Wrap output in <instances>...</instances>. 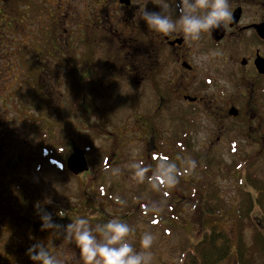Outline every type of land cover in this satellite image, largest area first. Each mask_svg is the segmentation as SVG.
<instances>
[{"label": "flooded vegetation", "instance_id": "obj_1", "mask_svg": "<svg viewBox=\"0 0 264 264\" xmlns=\"http://www.w3.org/2000/svg\"><path fill=\"white\" fill-rule=\"evenodd\" d=\"M34 1L29 7L21 2L18 5L19 9L29 11L25 24L30 31L19 40L25 60L14 58L16 70L45 78L43 82L51 92L62 86L64 77L61 91L68 90L70 82L75 83L72 78H77L83 95L90 93L80 99L86 122L93 116L96 123H103L104 101H98L106 93L125 94V114L121 119L128 123L122 129L119 126L120 134H115L110 146L101 150V161L92 165L97 173L120 166V172L128 177L134 171L129 165L142 160L151 165L143 181H137L149 188L143 202L150 201L147 194L150 195L151 188L161 189L157 199L163 203L177 202L174 195L196 202L199 195L193 197L183 189L178 194V189L183 183L191 191L201 188L209 182L213 167L209 158L227 155L237 158L232 164L237 182L245 189L251 188L238 172H244L242 163L246 159L253 163L264 156V0H229L231 21L227 26L201 33L198 40L180 31L164 35L149 30L139 18V6L145 0ZM146 8L158 10L152 0H148ZM170 13L173 17L178 15L174 7ZM22 62L29 66L20 68ZM6 64L0 58V73ZM124 135L128 140L130 137V144L139 143L136 152L132 150L127 156L123 155ZM47 151H51L50 144ZM165 158L175 161L178 167L176 183L170 187L152 179L153 171ZM86 160L85 176L91 173L90 158ZM188 160L195 161V167L184 163ZM239 162L241 165L237 166ZM79 182L86 196L91 192L85 189L89 184L109 190L107 194L110 189H126L114 191L117 197L113 195L116 199L125 196L126 204H115L107 195L94 191L97 206L91 208L95 202L92 200L88 210L93 212L80 214L89 221L103 223L115 216L114 211L132 210L133 187L126 186L131 182H126V187L121 186L123 182H117L119 187L102 181ZM165 188L174 189V195L162 191ZM44 210L48 208L33 213L40 223L39 214ZM50 212L57 223L67 224L65 214ZM3 229L0 264H39L26 254V249L36 241L44 242L59 258L67 257L66 264H82L74 241L65 240L51 229ZM133 230L127 239L139 251L141 234L147 230ZM169 263L172 262L157 264Z\"/></svg>", "mask_w": 264, "mask_h": 264}, {"label": "rangeland", "instance_id": "obj_2", "mask_svg": "<svg viewBox=\"0 0 264 264\" xmlns=\"http://www.w3.org/2000/svg\"><path fill=\"white\" fill-rule=\"evenodd\" d=\"M3 12V10L0 11V13ZM0 26H4V32L0 28V34L4 36H0V52L2 48L4 49V45H7L8 48H6V57H0L1 60H5V64L7 61H9V53L14 52L12 50V47L15 49V53L13 54V57L20 58L21 60L24 59V51L19 47V40L22 38V35L24 33H27L30 31V28L25 24V19L23 16L20 21L18 22H11L10 18L7 15H2L0 17ZM7 26L9 27V30H12V28L15 30L13 31L12 35H9L7 32ZM23 41H26L25 38H23ZM2 42V43H1ZM12 45H10L9 43ZM9 52V53H8ZM20 68H24L29 66V63H20ZM15 72L14 70V64H12L11 68L8 64L4 67V71L2 72L4 75H9L10 72ZM11 73V74H12ZM2 81L0 82V97L4 98L7 94L11 95L13 88L18 85V83L22 82L21 78L13 79L10 76L2 77ZM66 78L64 77L62 80V88L64 86ZM24 83H22L21 88L23 87ZM13 87V88H12ZM12 89V90H11ZM47 92V91H46ZM58 95L51 96L48 98L50 100V103L53 105L54 110L56 111L55 107L57 108L58 112V120H53L49 126L50 130L49 133L46 134L47 139L50 141L49 143L38 141V136L36 135L40 130L43 131V129H38L39 124L36 123L32 128L28 127L25 128L20 122L18 124L15 123L14 119L21 120V119H28L32 116L30 113H27L26 116L21 110H19L16 106H19L18 102L12 103L11 100H8L7 109H5L3 112L4 118L6 117V121H10L9 119H12V129L13 133L9 132L5 124L0 125V133L3 135L1 136L0 141V148L4 151L0 153V167H6V171H3L0 169V199H6L8 196L13 197V205L10 207V209H4L1 208L0 205V213L6 217L10 221L11 219H14L13 217L18 218H28L33 220L34 216L33 213H38L40 210L48 208V212L56 210L57 213L59 210H63L64 214L67 209V206H69V203H71L70 206L78 204L79 207H82V201H85V199H82V196L80 194V183L81 181H89L94 182L102 181L110 184H117L119 187L120 185L117 182H123L121 186H125L126 182H131L126 186L132 185L133 189L136 191H140L139 194L145 195L149 188H144L142 185H138L139 180L133 179V174L131 175L128 173V177H125V173L119 172L118 174H113L112 169L114 168H121L120 166L117 167H111L110 169L102 172L97 173L91 172L88 175H83L84 172L79 173L78 176H70L69 174H61L60 172H57L56 170H51V164L50 163H44V165L41 163L40 159L38 158V154L36 150H40V153H42V147L45 145L47 148V145H51V151H47V154L52 157V154L55 151V148L58 146L54 145L53 140L56 139L58 141L62 140V136L55 132L54 127L59 126L61 128V131L63 134H68L67 139H71L73 141V144H76L78 146H82L84 144V139L87 138V146L89 147V154H90V162L91 164H97L101 161V157H103V153L101 152L102 149L110 146V144L113 142V139L115 137V134H120L119 128L122 129L125 124H127V120H125V124L122 116L125 114V106L122 102L125 94H120L116 92H110L106 93L104 99L98 102H103L104 104L102 106V112L101 116L103 118V123L100 124L99 122L96 123V119L93 118V116L90 117L88 122L84 119L82 113L80 110L73 111L69 109L67 103H66V95L62 93L61 89H58ZM104 95V94H103ZM55 97H58V99H55ZM98 98V99H99ZM11 102V103H9ZM58 102L57 104H54ZM102 104V103H101ZM106 108V109H105ZM99 109V108H98ZM127 109V107H126ZM101 111V108L99 109ZM96 111V110H95ZM98 111V110H97ZM28 116V117H27ZM9 118V119H8ZM5 121V122H6ZM120 126V127H119ZM123 126V127H122ZM43 127L44 126H40ZM45 127V128H46ZM71 127L73 132L75 133L73 137H70L67 128ZM119 127V128H118ZM122 127V128H121ZM47 128V129H49ZM118 128V129H117ZM126 128V127H125ZM124 128V129H125ZM11 129V130H12ZM56 129V128H55ZM37 137V138H36ZM50 138V139H49ZM124 135V142L122 143V148L124 149L123 155H129L133 152H136V150L139 148L138 144L135 143V141L130 144L129 140ZM47 140V141H48ZM65 140V138H64ZM68 141V140H67ZM10 143V144H9ZM60 148L63 147L62 145H59ZM32 147L36 148V150H32ZM121 148V147H120ZM66 149V148H65ZM50 150V149H48ZM65 150L59 149L57 154L62 155L61 157L64 158L66 153H63ZM45 162L47 161L45 159V154H41L40 156ZM55 160L57 162H60V157H56ZM210 162L212 163L213 167L209 172V177H212L214 180L215 185L220 186V194L223 200H226V203L229 205H234L240 199L239 190L241 188L239 182L235 179V172H233L232 164L237 160L236 157L231 156H219V157H213L212 160L209 158ZM16 161L15 167H12L10 165V162ZM118 161H121L118 159ZM125 163V160H122V164ZM118 164V163H115ZM121 164V162H120ZM128 164V163H127ZM126 164V166H127ZM114 165V162H113ZM129 165V164H128ZM10 167V168H9ZM122 171V170H120ZM251 171H253L254 176L257 179H261L264 176V156L258 157L251 166ZM87 174V173H86ZM83 175V176H82ZM8 177L11 181H17L19 178L26 184V188H32V191L24 192L22 194L23 196H20L23 198V200L18 197V195L14 192L8 189V186H6V179L5 177ZM97 177V178H96ZM134 180V182H133ZM10 181V182H11ZM9 182V183H10ZM133 182V183H132ZM140 182V181H139ZM8 183V184H9ZM182 184V183H181ZM5 185V186H4ZM125 186V187H126ZM170 187V185H169ZM191 193L193 195L194 191H191L186 187V185L183 183L182 186L178 189V194L182 192ZM89 190L88 188L86 189ZM126 191V189H124ZM174 189L169 190L167 188L164 189V191L170 193L171 195H174ZM177 190V188H176ZM116 193L123 191L121 188H115ZM193 192V193H192ZM125 193V192H124ZM176 202V214L178 218H180V221L178 225H182L183 222H186V225L189 227V221L192 222V208L194 204H190L185 199L180 198L178 195H174ZM192 201V199H191ZM24 202V203H23ZM91 202V201H90ZM150 202H153L150 200ZM92 203V202H91ZM3 204V203H2ZM84 208V207H83ZM79 209V208H78ZM52 213V212H51ZM56 213V212H54ZM85 215L90 214L89 210L83 212ZM201 213V212H200ZM198 214V212H197ZM202 214V213H201ZM258 216V215H257ZM3 218V217H2ZM196 220H199L202 225L208 224L205 222V218L202 215H197ZM144 220L145 218H140L136 221L135 227L137 229H143L144 228ZM213 221H216L219 223L222 228L228 232L233 233V216L231 214H222L218 220L216 219H210L209 218V224ZM188 222V223H187ZM0 228H4L5 225V219L0 220ZM194 223V222H193ZM177 225V226H178ZM245 231V237L247 242L251 239V231L248 230V228L244 229ZM154 235V240L151 245V248L148 249V251L151 252L152 259L151 264H157L159 262H165V261H174L177 260V255L181 249L182 241H183V234L180 232V230H176L173 232L170 236H164L161 237L160 232L157 233L151 232ZM173 253V255H172ZM223 264H235L234 257L228 258Z\"/></svg>", "mask_w": 264, "mask_h": 264}, {"label": "trees", "instance_id": "obj_3", "mask_svg": "<svg viewBox=\"0 0 264 264\" xmlns=\"http://www.w3.org/2000/svg\"><path fill=\"white\" fill-rule=\"evenodd\" d=\"M20 2L24 4L25 7H29L35 4L34 0H0V11L3 10V12L0 13V17L2 15H7L10 18L11 22H18L22 19L20 17L23 16V18L28 21V19L30 18V16L28 15L29 11H27V8L19 9L18 5ZM4 26L5 25L0 26L3 32L5 29ZM8 28L9 27L7 26L8 34L12 35L13 31L15 30L13 28L12 30H9ZM0 36L4 35L0 34ZM1 40L2 38L0 39V41ZM9 44L12 45L11 43ZM11 47L14 51L12 53L8 52L10 54L8 56L10 58L9 61L11 62H6L10 66V68L15 62V57H13L15 49L13 48V46ZM6 48H8V46L4 45V49L2 48L0 52V57H6ZM14 70L15 72L12 73L11 71L9 75L0 73V82L2 81V77L5 76H10L16 80L17 78H21L22 81L21 83L19 82L18 85H16L14 88L12 87L13 90H11L13 92L11 95L7 94L4 98L0 97V125L6 123V129L7 127H9L7 130H10L9 132L13 133V129L11 126L12 124H18L20 122L23 126L25 125V128L28 129V127L32 128L37 123L39 124L38 129H43V131L38 130L39 132L36 134L38 136V138L36 137L37 140L43 143H49L50 141L47 139L46 134L49 133L50 128L46 126H49L53 121L51 120V118H56L55 120L59 119V111H57L56 107V111L54 110V107H52L53 105L50 103V100L48 98L58 95L57 92L61 85L55 88L56 91H47V84L43 82L45 81V78H42L40 76L39 78L35 75L27 76L24 73H21L22 70L18 72L15 66ZM72 79L73 80L71 81H74L75 83L70 82L71 87L68 90L62 91V93L66 95V103L71 112L78 110H80L81 112L82 106L80 104V99H82L86 95H89L90 93H84L83 95V92L78 87L77 78ZM22 83H24V85L21 88ZM9 99H13L11 100L13 104L16 102L19 103V106L16 107L22 112H26L24 113L25 115H23L24 117L27 113H30L32 117L29 118V120L26 118L21 120L14 119L15 123H13V120L9 118L8 119L10 121H6V117L4 118V115L1 112L7 109L6 106ZM55 99H58V97H55ZM57 103L58 102L54 104ZM40 126H44V128ZM54 130L63 137L62 140H53L54 145L58 147L55 148V151H53L54 153L52 154V157L47 154V148L44 145L41 150L42 153H40L39 149L37 151L38 158L43 165L44 163H50L52 165V171L56 170L61 174L66 173L74 177L66 170L65 158L61 157L64 154L59 155L57 154V152L59 149H62L65 150L63 153H67L66 149L69 152L70 150L75 149L78 145L73 144V141L71 140L72 138L67 139L68 134H63L59 126L57 127L56 125V127H54ZM67 130L70 137H73L75 133L73 132L72 128L68 127ZM1 136L3 135L0 133V141ZM87 142L88 139L85 138L82 147L85 149L86 158L89 160L90 154L88 151L89 147L87 146ZM59 145L64 146L60 148ZM2 151L4 150L0 148V153ZM41 154H45V159L47 160L46 162L40 157ZM56 157H60V162H57L55 160ZM9 164L12 165V167H15L16 161H14L13 163L10 162ZM242 164H244V172L238 173L245 176L244 179H246V182L251 186V188L245 189L241 187L239 190L240 199H238L236 204L231 206L226 203V200L222 199V197L220 196V188L215 185L213 178L209 177V182H204L201 188L198 186V189H195V191L193 190V197L199 195V198L196 202H194L193 200L191 201V199L189 198L185 199L187 203L189 202L190 204L192 203L195 205L193 206L194 209L192 208L193 220L192 222L189 221V227L186 225V222H183L182 225H178L180 218L175 216L177 211L176 202H161L159 199H157L159 195L162 194L161 189L157 188H151L150 195L147 194V196L150 197L149 200H152L153 202H147V200L146 202H143V200H145V196L139 194L140 191H136L135 189H133L132 210L130 211L129 209H125L123 213L114 211L112 212V214H114L115 216H117L118 214H122V216L118 217L127 222L132 229H137L135 227V223L137 220H139L140 218H145L143 229L147 230L148 232L155 233L159 231L161 237L170 236L176 230H180V232L183 234L182 246L177 255V260H174L169 264H223L231 256L234 257L235 264H264V176L260 180L254 176L253 171H251V166L253 163H249L248 159H246ZM239 165H241L240 162L237 164V166ZM0 169L6 171V167H0ZM239 169H241V167ZM90 170L91 172H95V167L92 166V164ZM5 179L8 189L14 191L18 195V197L23 196L22 194H24V192H27V189L28 191H32V188H26V184L20 178L16 181L15 184V181L13 182L9 180L7 176L5 177ZM92 182H94V180ZM82 188L83 184L80 183V192ZM87 188L91 190L92 193L90 192V194H88L87 196L82 194V192L80 193L82 199H85V201H82V207H79L78 204L70 206L71 203H69V206H67V210L65 211L66 219H64L65 223H70L71 219L74 220L76 217L80 216L81 213L83 215L84 211L90 209L89 203L90 201L95 200L94 194L96 193L100 195H107L115 204L122 201L124 202V204H126L125 196H123L124 199H120V197L116 199L114 197H117L116 193H114L115 189H110V193L107 194L105 192H108L109 190H104L101 186H97L94 188L92 184H89L85 186V189ZM162 191H164V189ZM20 199L23 200V198L21 197ZM13 201L14 200L12 196H8L6 199H0L1 208L4 207V209H10V207L13 205ZM96 204L97 201L95 200L91 208H95V206H97ZM199 214L202 215L205 218V222L208 223L206 224V226L202 225L199 220L194 219ZM222 214H231L233 216V233L226 232L216 221H213L209 224V218L218 220ZM3 218L5 219L3 230L31 229L39 227L41 224L35 218L31 220L28 218L13 217L14 219H11L10 221L7 219V215L6 217L3 216ZM90 223H93V226H95L99 223V220L92 219ZM245 228H248V230L251 231V239L249 242H247L245 237ZM1 231L2 228H0V236ZM1 260L2 259L0 257V262Z\"/></svg>", "mask_w": 264, "mask_h": 264}, {"label": "clouds", "instance_id": "obj_4", "mask_svg": "<svg viewBox=\"0 0 264 264\" xmlns=\"http://www.w3.org/2000/svg\"><path fill=\"white\" fill-rule=\"evenodd\" d=\"M148 0L139 6V18L147 28L156 33L168 35L176 31L183 32L192 40H198L203 32L227 26L232 19L229 0H152L158 10L146 8ZM176 9L177 16L173 17L170 9ZM189 168L195 167V161H184ZM133 169V179L143 181L151 165L142 160L129 165ZM113 174L120 172L119 168L111 170ZM178 172L175 161L158 163L153 171L152 179L167 185L176 183ZM59 216L64 211L59 210ZM40 228L51 229L57 235H62L69 242L74 241L79 250L82 264H151L152 255L148 249L154 240L151 232H144L140 237L141 250H136L127 237L134 231L130 225L118 216L107 219L106 222L95 226L85 216H78L70 223L61 225L53 220V215L47 210L39 214ZM26 254L39 264H66L67 257L59 258L51 252L44 242L36 241L27 249Z\"/></svg>", "mask_w": 264, "mask_h": 264}, {"label": "water", "instance_id": "obj_5", "mask_svg": "<svg viewBox=\"0 0 264 264\" xmlns=\"http://www.w3.org/2000/svg\"><path fill=\"white\" fill-rule=\"evenodd\" d=\"M66 168L74 175H78L81 172L88 170V164L85 158L84 150L81 148L73 149L67 156Z\"/></svg>", "mask_w": 264, "mask_h": 264}]
</instances>
